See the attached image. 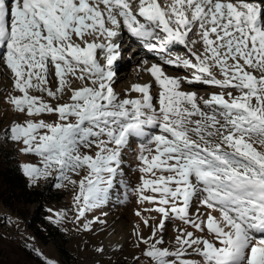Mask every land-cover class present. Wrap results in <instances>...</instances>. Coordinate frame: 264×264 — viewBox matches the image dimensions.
<instances>
[{
	"label": "snow or ice",
	"instance_id": "6c2138e0",
	"mask_svg": "<svg viewBox=\"0 0 264 264\" xmlns=\"http://www.w3.org/2000/svg\"><path fill=\"white\" fill-rule=\"evenodd\" d=\"M124 30L157 61L141 60L154 79L133 85L135 98L113 88ZM0 65L20 93L8 103L26 117L4 139L39 158L20 165L30 186L52 180L78 190V230L106 224L107 213L89 215L110 202L135 198L150 229L145 237L134 226L144 245L136 264H264V0H0ZM185 84L218 91L205 98ZM66 93L69 102L55 106L44 99ZM133 143L134 185L125 172ZM48 211L57 225L68 215ZM173 221L192 231L178 227L170 249L164 232Z\"/></svg>",
	"mask_w": 264,
	"mask_h": 264
},
{
	"label": "rangeland",
	"instance_id": "374dc122",
	"mask_svg": "<svg viewBox=\"0 0 264 264\" xmlns=\"http://www.w3.org/2000/svg\"><path fill=\"white\" fill-rule=\"evenodd\" d=\"M163 3V0H160ZM125 36L124 40L121 37L118 39L121 41L122 57L123 60L115 66L116 77H114L113 88L121 96L125 98V94L129 93V98H135L139 94L131 91L132 86L135 84H145L151 83L154 78L150 76L149 73L143 71V65L141 64L142 59H147V53L142 48L140 43H135L130 38V34L126 30L123 31ZM191 35V34H190ZM195 38V37H194ZM202 51V47L200 48ZM176 51L180 54H184L185 50L182 47H177ZM144 57V58H143ZM101 63H104L103 57L98 55ZM149 59L150 61H153ZM151 63V62H150ZM150 66V64H149ZM165 71L168 75H184L183 70H178L172 67H165ZM127 74V75H126ZM254 74L259 76V72ZM119 80L120 82L118 83ZM14 77L12 73L7 70L3 65H0V146H3L6 150L11 151L13 155H16L19 159L20 165L24 163L38 164L39 158L31 154H22L19 152L18 147L23 145H17L12 142H8L4 139V129H7L13 122L23 123L26 117L23 114L18 113L13 106L8 103V97L10 95H20L14 88ZM50 86L55 89L57 86L55 78H52ZM81 82L73 80V87H80ZM184 90L196 91L198 96H204L207 98L211 92L218 91V89L207 86V85H195L189 86L185 84ZM31 94L40 95V93L30 90ZM152 93L155 97L158 95V88L155 84L152 87ZM70 93L64 94L58 100H53L47 96L44 99L52 103L54 106L56 103L69 102ZM47 122H54L57 117L52 114H44L41 117ZM138 147L135 143L127 150L125 155V172L126 178L131 184L138 182L139 173L136 171L138 161L136 159ZM76 178V177H74ZM41 180L39 183L50 182ZM63 192V197L60 201H56L47 204V219L52 216V212L49 209L55 210L57 212L68 210L67 218L57 226L68 238V243L63 247L66 253L63 252L59 244L56 243H43L40 241L33 232L28 229L25 222L19 216L12 214L9 210L4 208L0 204V214L4 217V225L0 229L1 234L5 238L6 242L13 240L15 244L20 247H25L33 252H40L43 254L44 258L51 259L55 261V264H116L117 261H128L136 264L134 257L141 256L144 249V245L137 246L136 237L133 235L134 226L139 224L140 230L143 235L147 237L150 235V229L146 228L141 222L140 218L135 215L138 205L135 198H131L129 201L124 203L110 202L102 209L97 210L89 215V219L92 216H102V213H107V216H102V219L107 221L106 224L96 223L93 225L92 231H85L82 228L79 230L77 226L73 223L75 207H74V196L77 194L78 190H74L71 185L59 189ZM196 201L193 202L192 211H195L197 207ZM151 217H156V213L147 214ZM213 215H219L218 213H213ZM10 218V221L7 219ZM50 221V220H49ZM18 222V223H17ZM51 222V221H50ZM184 227L189 231L192 229L181 224L179 221H173L166 223V230L164 232V247L174 248L175 238L178 235L177 228ZM111 233H117L118 236H123V241L121 244L116 242H109L108 236ZM207 238L211 239V234L205 233ZM196 235H201V233H196ZM5 243V244H7ZM121 247H117V246ZM103 247L104 254L97 252V248ZM8 253V261L11 264H36L35 262L26 261L22 254H19L15 249L5 248L3 244L0 243V260L2 257ZM188 258L199 259V257L191 256ZM143 260V257H141Z\"/></svg>",
	"mask_w": 264,
	"mask_h": 264
},
{
	"label": "trees",
	"instance_id": "16d2710c",
	"mask_svg": "<svg viewBox=\"0 0 264 264\" xmlns=\"http://www.w3.org/2000/svg\"><path fill=\"white\" fill-rule=\"evenodd\" d=\"M0 146V204L22 218L25 225L43 243H56L63 248L68 243V238L57 226L47 219V204L60 201L63 192L52 186L53 181L39 183L38 186H30L20 170V162L11 151ZM4 217L0 214V229L4 225ZM0 243L8 249H15L22 254L26 261L43 264L42 259L35 252L25 247L17 246L13 240L6 242L0 232ZM7 243V244H5ZM6 253L0 260V264H10ZM12 264V263H11ZM116 264H133L128 261H117Z\"/></svg>",
	"mask_w": 264,
	"mask_h": 264
},
{
	"label": "bare ground",
	"instance_id": "6f19581e",
	"mask_svg": "<svg viewBox=\"0 0 264 264\" xmlns=\"http://www.w3.org/2000/svg\"><path fill=\"white\" fill-rule=\"evenodd\" d=\"M134 41V40H133ZM135 43H136V41H134ZM145 53H147V59H152L153 58V56H152V54L151 53H148V52H145ZM144 58V57H143ZM151 63L152 62H157V61H155V59H153V61H150ZM150 63V64H151ZM116 65H114V67H115ZM127 75V74H126ZM116 81H118V83L120 82L119 80H116ZM124 239H123V236H118L117 235V233H111V234H109V236H108V241L109 242H116L117 244H121L122 243V241H123Z\"/></svg>",
	"mask_w": 264,
	"mask_h": 264
}]
</instances>
